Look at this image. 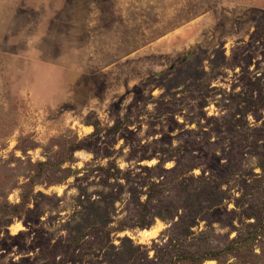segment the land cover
<instances>
[{
	"label": "rangeland",
	"instance_id": "obj_1",
	"mask_svg": "<svg viewBox=\"0 0 264 264\" xmlns=\"http://www.w3.org/2000/svg\"><path fill=\"white\" fill-rule=\"evenodd\" d=\"M171 260L264 264V0H0V264Z\"/></svg>",
	"mask_w": 264,
	"mask_h": 264
},
{
	"label": "trees",
	"instance_id": "obj_2",
	"mask_svg": "<svg viewBox=\"0 0 264 264\" xmlns=\"http://www.w3.org/2000/svg\"><path fill=\"white\" fill-rule=\"evenodd\" d=\"M163 165H164V161H162V163H160V165L152 167L150 169V171L153 172L157 169H162ZM163 172H165V171H163ZM171 172L172 173L176 172L178 174V179H179L181 185H183V186L186 185V187H190L193 190H201V189L208 188V187L212 186V183L210 182V178H207V177H197V178L192 177V178H190V181H189L190 183L186 184V182H188V180L185 177H186L188 171H187V169H184L183 167H179L178 169L173 170ZM171 172L168 171L167 174L169 175V174H171ZM162 178H164V180H165L164 176H162L159 179H162ZM171 183H173V181H169V182H162V181L157 182V181H155V182H152L150 184H147L146 187H149V189H155V188H160V187L167 188L171 185ZM214 188H215V190L220 189V187H216V186ZM149 204H150V201L148 199L144 204L141 205V209L138 211V213H140L142 216H145V219L142 222H140L139 224H135V225H129V224H127V222L125 220L120 221L118 223V227L116 228V231H114V232H124L127 230H134L136 228L149 227L150 222L148 220H146V217H147L146 214L149 211ZM176 210H177V213L175 214V216L180 217L179 212L181 211V209L179 208V206L176 208ZM179 224H180L179 222L176 223V226L180 227L182 225V224L181 225H179ZM189 228H191V227H189ZM185 230L187 231V227H185ZM189 231H190V229L187 232L190 233ZM107 232H108V234H110V232H112V231L107 230ZM175 257H177V256H175ZM172 261L173 260L170 261V264H172Z\"/></svg>",
	"mask_w": 264,
	"mask_h": 264
}]
</instances>
